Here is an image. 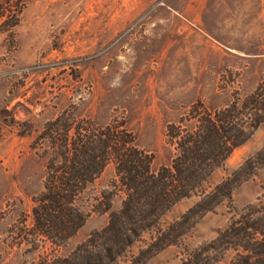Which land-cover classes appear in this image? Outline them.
Here are the masks:
<instances>
[{
    "label": "rangeland",
    "instance_id": "1",
    "mask_svg": "<svg viewBox=\"0 0 264 264\" xmlns=\"http://www.w3.org/2000/svg\"><path fill=\"white\" fill-rule=\"evenodd\" d=\"M2 2L17 4L12 20L18 22L7 27L0 21V264H40L47 256L68 255L109 221V213L92 212L59 249L33 230L34 198L43 190L48 162V142L40 136L49 121L66 113L76 124H119L159 169L175 153L169 124L187 118L192 125L205 108H224L264 79V0ZM263 149L264 122L160 223L183 222L203 189ZM253 171L231 201L190 214L175 241L144 264H182L192 257L202 264L205 247L264 193V166ZM116 180L111 162L84 192L83 208L90 210V197L108 190L116 192L113 209H119L126 195ZM149 237L137 240L124 259L137 255ZM234 255L229 250L213 264H231Z\"/></svg>",
    "mask_w": 264,
    "mask_h": 264
},
{
    "label": "trees",
    "instance_id": "2",
    "mask_svg": "<svg viewBox=\"0 0 264 264\" xmlns=\"http://www.w3.org/2000/svg\"><path fill=\"white\" fill-rule=\"evenodd\" d=\"M0 4L1 25L14 27L16 6ZM22 6L19 11L22 10ZM168 126L167 136L175 147L170 165L153 169V156L134 144L135 138L119 124H77L60 114L49 121L41 140L48 142L43 190L34 198L33 230L55 249L64 246L84 225L92 212L109 213V221L68 255L45 257L40 264H144L146 259L175 241L177 230L190 214L208 212L232 200L234 189L264 166V149L210 190L184 214V221L163 226L161 218L173 205L193 195L230 154L243 145L264 122V79L251 94L234 98L214 111L204 109ZM188 124V123H187ZM190 126V127H188ZM113 162L116 187L125 191L122 206L113 209L115 191L103 190L90 197V210L81 205L84 192ZM182 224V225H181ZM149 233V241L130 259L134 243ZM177 233V234H175ZM229 250L231 264H264V193L248 204L226 229L202 251V264H213ZM214 253L217 254L215 257ZM219 256V258H218ZM192 258L182 264H200Z\"/></svg>",
    "mask_w": 264,
    "mask_h": 264
}]
</instances>
